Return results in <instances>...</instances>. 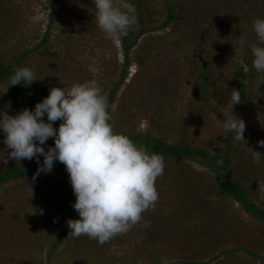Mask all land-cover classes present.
I'll return each mask as SVG.
<instances>
[{
	"label": "trees",
	"instance_id": "16d2710c",
	"mask_svg": "<svg viewBox=\"0 0 264 264\" xmlns=\"http://www.w3.org/2000/svg\"><path fill=\"white\" fill-rule=\"evenodd\" d=\"M131 2L135 6V23L129 29L127 35L119 37L118 45L121 61L117 63L116 48L113 45L112 51L114 53L110 56V64L105 61L112 81L108 85L105 84V87L102 86V89L107 99L108 111L111 116L110 123L113 130L126 134L134 143L143 145L149 152L160 154L164 162L168 159L195 162L204 170L197 171L192 167H188L183 168V172L179 173L180 176L186 178L184 187L180 189L182 194L180 199L187 202L180 212H174V216L180 219L182 223L187 222V219H189V222H187L186 227L177 226L178 229L173 233V240L166 234L159 244V248H162L161 252L169 250L172 253L171 249L178 250V252L187 251V242L193 240L192 235L196 233L200 238L207 237L215 244L212 242L200 244V247L192 249V252L186 255V258L189 259L183 261L182 264H209V262L203 261L216 252H219V254L212 259L213 261L216 259V264H230L232 260L236 261L235 255L239 253L251 258L252 262L258 260L259 264H264L262 250L264 248V234L261 233L257 240L255 237L251 238L249 228L234 213L232 208L233 204L238 205L239 210L248 215L253 220L252 222L261 225V228L264 227V198L262 196V191H264V145L258 143L264 141V130L262 132L256 131V125L259 123L257 121L258 117L264 112V93L260 94L259 90H254L252 80L255 71L251 69V57L249 55L251 45L248 51H243L240 54L245 57V62L249 64V72L245 74L235 59L237 58L236 55L231 56L229 33L234 30L229 29V33L223 32L220 37H216L215 34L216 29L224 31L222 23L227 16L240 17L251 25L255 18H264V0H131ZM46 5L49 22L53 21L55 14L60 13V16H64L66 12L69 16L73 15L78 21V10L84 9L87 11L89 2L87 0H47ZM234 5L236 7H233ZM85 14L84 18H87L88 16ZM69 16L68 20L65 21V26L71 23ZM152 32L165 33L162 36L150 37L149 34ZM238 32L239 35L243 34L240 30ZM48 39L47 34H45L41 43L32 51L18 53L9 51L3 54L0 50V84H7L8 78L15 68L30 65L33 61L36 62L35 59L38 63L43 55L48 54L47 52L53 49L50 44L47 45L49 43ZM248 41L249 43L252 42L249 39ZM209 44L216 45L218 49H223L225 53L228 51L230 57L234 60V64H228V67L232 69H227L230 77L225 85L228 89L240 91L241 102L233 105L232 109L229 90L223 87L224 84L217 82V72L211 63L212 54H217L209 51ZM181 48L186 50L189 63L195 69L196 77L193 79L192 90L193 93L196 92V96L193 102L197 104V108L201 112H204L202 114L203 121L207 118L206 116L222 121L232 111L234 116L243 119L245 123L243 133L245 141L235 140L234 133L226 135L222 124L210 137L207 135V138L201 141L196 134L195 142L189 132L185 134L179 132V135H172V132L166 129L164 134L161 135L157 134V131L156 134H153L148 129L143 132L135 131L130 124V127H124V121L133 118L134 114L132 113H121L125 119L120 117L122 120L120 118L115 121L112 120L113 115L110 111L112 102L121 89L129 88L132 85L140 91L142 83L150 92L156 88L161 91L162 88L168 87L166 82L168 78L165 76L159 75L158 78H155L156 81L153 84L151 80L144 79L141 75L144 70L153 71L152 68L155 71L170 68L173 58L180 53ZM65 50L67 52L64 53L65 59L73 62L75 57L67 47ZM38 51H42L39 57L36 53ZM28 59L29 62L27 63ZM65 59L62 60L64 65L60 69L51 66L55 63L54 61L43 68L50 74L44 77L46 78L45 81L57 79L58 74L62 79L68 78L69 71L65 66H69V62ZM224 61L227 63L226 60ZM132 66L136 70L128 83L125 84L129 74L128 71ZM71 69L74 71L72 76L76 78L75 81L82 82L89 79L82 76L83 71L81 69L77 70L74 66ZM42 74L39 72V80L43 78L41 77ZM114 74H117V78ZM257 76L256 73L255 77ZM39 80L33 81L29 85H23L22 83L9 86L7 89L9 99L21 110L24 108L31 110L35 103L47 96L49 88L62 87V85H57L55 82H47V85H45V81L39 85ZM193 93L190 92V95L192 96ZM199 100L202 101V104H199ZM155 106H158V104H155ZM197 114L195 113V116ZM192 119H195V117H192ZM128 121L126 122L129 123ZM58 124L59 121L54 122L53 127L58 126ZM159 126V122H157V127ZM201 128L204 129V125ZM50 139L49 146H52L53 140ZM2 140L3 135L0 134V141ZM249 150L262 155L259 163L254 162L253 155ZM39 159L42 163V157ZM218 161H222V163H218ZM35 170H37L35 160L21 159L18 163L9 159L7 164H0V187L10 181L21 180L23 182ZM53 171L55 172L57 169H53ZM63 174L68 178L66 171ZM48 178L49 174H40L35 179L37 182L36 187L44 186ZM60 197L64 202L63 204L59 203L62 205L60 206L61 215L41 216V224L36 225L31 221L32 227H27V218L21 220V222H12L15 227L13 226L14 228L11 231L8 229V234H5L6 240H9L13 245L17 244L18 241L26 240L25 249L32 252L33 255L35 254V258H30V262L34 264L42 253L47 261L49 260L46 264H86L81 261V252H105L106 243L98 244L96 240L89 239L87 236L73 237L69 234L70 229L67 227L66 221L78 219L76 212L71 207L75 198L70 184L61 190ZM213 197H215L214 200L211 199ZM188 215H191V217L186 218ZM33 217L34 215L31 214L28 219L31 220ZM143 221L145 220L142 214L140 223ZM140 223L134 225L126 234H129L132 230H138ZM152 229L155 228L152 227ZM224 231L229 240L227 243H224L223 240ZM156 233L155 230L148 231L147 241H157L158 234L156 235ZM39 234L42 235L44 244L32 245V236ZM123 236L118 234L111 239L118 240ZM246 238L248 239L244 242ZM12 239H14V242ZM169 240L172 241L170 244L168 243ZM151 251L152 249H148L145 256L152 262L151 264H160L158 260L164 255L159 252V255L156 254L158 259L155 260L156 255L149 256L152 254ZM21 260L25 262L28 261V258L21 257ZM235 261L233 264H237V261ZM13 263L15 264L14 257L11 260V264Z\"/></svg>",
	"mask_w": 264,
	"mask_h": 264
},
{
	"label": "rangeland",
	"instance_id": "374dc122",
	"mask_svg": "<svg viewBox=\"0 0 264 264\" xmlns=\"http://www.w3.org/2000/svg\"><path fill=\"white\" fill-rule=\"evenodd\" d=\"M87 1L89 2L88 13H86L87 11L84 9H79L78 21H76L73 15L69 16L66 12L64 16H60V13L57 15L55 14L53 21L49 22L48 8L46 7L47 0H1V52L5 54V52L9 51L11 53L32 51L39 43H41L45 34H47L49 38V43L47 45L50 44L53 48L47 52L50 55H43L38 63L35 59L36 62L33 61L34 63L32 62L30 65L27 64L28 67L33 69L36 79H38L39 72L43 73L41 75L43 78H40L39 85L45 81L46 78L44 77L50 75L46 72V69L43 70V68L51 64L53 61L55 63L51 66H56L59 69L64 65L62 60L66 57L64 53H67L65 50L67 47L75 57H73V62H69L65 59V61L69 62V66H65L69 71L68 78L62 79L60 74H58L57 79L45 81V85H47V82H55L57 85H62V87L64 86L67 88L73 83H77V81H75L76 78L72 76L74 71L71 68L74 66L77 70L81 69L83 71V77L96 79L101 87H105V84L108 85L109 82L112 81V77L106 64V62L110 64V56L114 53V51H112V45L116 48L117 63H120L121 61L120 48L118 45L119 38H106L105 34L99 30L95 21L92 0ZM235 5L233 7H236ZM84 14L88 17L84 18ZM68 16L70 17L71 23L70 25L65 26L64 24L65 21L68 20ZM222 26L224 31L216 29V33L215 31L214 33L216 34V37H220L223 32L226 34L229 33V29L232 31L234 30L228 35L230 36L229 41L232 50L231 56L236 55L237 58L235 59L237 61L241 52L248 51L251 43H255V35L252 32L251 24H247L246 21L240 17L227 16L223 21ZM238 30L242 31L243 34H247L248 39L252 41L249 43L247 39L245 47L240 50L239 53L237 52L238 36H240ZM163 33L165 32H152L149 36L158 37L162 36ZM208 49L209 51H213L214 54H217H212L211 60V63L217 72V82L219 84L227 83L230 77V74L227 72V69L230 68L228 67V64H234V60H232L228 51L225 53L223 49H218L216 45L209 44ZM36 53L37 57H39V55L42 54V51ZM86 55L88 57H93L95 63H91L89 60L85 59L84 57ZM77 57L80 58L76 59ZM228 57L230 58L227 60ZM224 60H226L227 63ZM28 62L29 59L27 63ZM90 67L95 68L96 71L90 72ZM135 70L134 66L130 67L125 84L128 83ZM152 70L153 71L149 72L144 70L141 76L144 79L151 80L153 84H155V78H158L159 75L165 76L168 78V80H166L168 87L165 89L162 88L161 91H159V88H156L150 92L142 83V89H140V91L132 85H130L129 88L125 87L121 89L115 95L112 102L110 111L113 115V121L120 117L124 118L121 113H132L134 114L133 118L129 121L125 120L123 123L124 127H130V125H132L135 131L143 132L148 129L149 131H152L153 134H156L157 131V134L161 135L164 134L166 129H169L172 132V135H179V132L183 134L189 132L193 140L196 139L197 134L200 141L207 138V135L210 137L215 131H217L221 122L217 119L214 120L211 116H206L211 120L205 118V121H203L202 114L204 112H201V110L197 108V104L193 102L196 92L194 91L193 93L192 83L194 77H196V73L194 72L195 69L193 66L189 63L185 49H180V53L173 58L172 66L170 68L159 69L158 71H155L154 68H152ZM255 74L256 72H253L252 82H254V90H259L258 92L260 94L264 93V82L257 85L258 76L255 77ZM114 75L115 78H117V74ZM4 87L5 84H0V93H3ZM189 91L193 93L192 96ZM9 101L11 102L10 110H8L7 114L13 115L21 110L19 106L9 99L8 90L5 94L0 95V109H3L5 103ZM155 104H158V106H155ZM199 104H202L201 100H199ZM195 113L198 114L195 116ZM192 117H195V119H192ZM259 118H264V112ZM259 118L257 120L259 123L256 125V131L262 132L264 127L261 126ZM157 122H159V127H157ZM202 125H204V129L201 128ZM194 141L196 142V140ZM50 142L51 139L49 138L46 141L45 147L49 146ZM252 146L255 147L254 145ZM3 149L4 147L1 144L0 150ZM5 156H7V150H5ZM188 167H192L197 171L203 170L202 167L195 162H181V160L177 159L166 160L164 162L163 174L158 176L155 180L158 200L155 202L154 207H151L142 213L145 221L140 223L138 230H132L129 234L123 233L122 236L125 235L118 240L110 239L112 241L109 240V242H106L104 253H93L91 251L81 252V261H84L86 264H151L152 262L145 256V252L148 249H152V254L149 256L152 255L153 257L160 253L164 255L158 260L160 264H182L183 261H188L189 258H186V255L191 253L192 249L200 247L199 245L202 243L212 242L207 237L200 238L197 236L198 234L194 233L192 235L193 240L187 242V251L183 250L184 252H178V250L171 249L174 253H171L169 250H165L162 253V248H159V244L166 234H168L173 240V233L178 229L177 226L186 227L187 222H189V219H187V222L185 221L182 223L180 219L174 216V212H180L183 209L182 207L184 204L187 202H183V200L180 199L182 195L180 189L184 187L186 178L180 176L179 173L183 172V168L185 169ZM53 169H57V171L54 172ZM61 171L65 173L64 165L60 162H54L51 172L48 173V181L40 188L36 187L37 182L32 179L36 170L24 179L23 182L21 180L10 181L0 187V206L2 205V208L0 209V231L2 232H0V264H11L13 257L15 264H34L33 262H30V258H35V254L33 255L32 252L25 249L24 244L26 240L18 241L17 244L13 245L9 240H6L7 237L5 234H8V229L11 231V229L15 227L12 222H21V220L27 218V227H32L31 221L36 225L41 224V216H53V214L54 216H57L60 214V206H62L60 204L64 203L60 197V192L69 185L68 178L64 176ZM206 176L209 177L208 175ZM262 196L264 198V191H262ZM211 199L214 200L215 197ZM233 205L232 208L234 213L238 215L240 220L245 222L249 228V234L252 235L251 238L255 237L256 240L259 239L260 234H264V227L261 228V225L252 222L253 220L248 215L239 210L238 205ZM31 214H33L34 217L29 220L28 217H30ZM190 217L191 215L186 216V218ZM234 221H236V219H234ZM144 222H148L147 227L143 226ZM152 227L155 229H152ZM152 230L157 232L156 235L158 234L156 237L157 241L152 240L153 242H149L147 241L146 236L147 232ZM223 235L224 243L229 242L225 231ZM158 239L160 240L158 241ZM247 239L248 238L244 239V242ZM12 240L14 242V239ZM31 242L33 243L32 245L36 246L44 244L41 234L32 236ZM171 242L172 241L170 240L168 241L169 244ZM212 243L215 244L214 242ZM193 246L194 248H192ZM262 250L264 253V248H262ZM218 254L219 252L211 254L203 262L216 264V259L214 261L212 259ZM241 254L242 253L235 255L237 264H259L258 260L252 262L251 258ZM158 255L154 257L155 260L158 259ZM21 257H24V259L28 258V261H22ZM38 258L39 259L35 264H46L49 261L43 256V253ZM234 261L235 260H232L230 264H233Z\"/></svg>",
	"mask_w": 264,
	"mask_h": 264
},
{
	"label": "clouds",
	"instance_id": "9594fccd",
	"mask_svg": "<svg viewBox=\"0 0 264 264\" xmlns=\"http://www.w3.org/2000/svg\"><path fill=\"white\" fill-rule=\"evenodd\" d=\"M92 3L96 25L106 38L127 35L135 23V6L131 0H92ZM251 29L255 43L249 48L250 64L258 74V85L264 82V18H255ZM247 39V34L239 36L238 53ZM84 58L95 63L93 57ZM237 62L247 74L249 64L245 57L239 55ZM89 71L96 69L90 67ZM36 80L39 79L32 68L17 67L0 95L9 86L29 85ZM223 87L230 92L232 109L241 102L240 91L226 88L225 83ZM10 103L6 102L0 109V134L3 135L0 143L4 145L0 150V164H7L9 159L18 163L21 159L35 160L37 170L33 181L41 173H50L54 162L64 165L75 198L71 207L78 216L66 221L70 235L87 236L104 244L140 223L142 213L155 206L158 200L155 180L163 174V157L113 130L107 99L96 79L73 83L67 88L51 87L47 96L31 110L24 108L9 115ZM259 119L264 127V118ZM57 121L58 126L53 127ZM220 122L226 135L234 133L235 140L245 141L243 119L231 111ZM49 138L53 144L45 150ZM258 143L264 145V141ZM249 151L254 162L259 163L262 155ZM143 226L147 227L148 222Z\"/></svg>",
	"mask_w": 264,
	"mask_h": 264
}]
</instances>
